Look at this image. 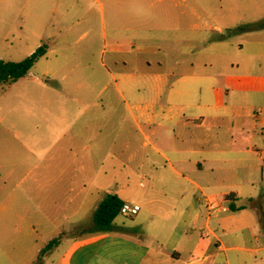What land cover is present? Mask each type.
I'll return each mask as SVG.
<instances>
[{"label": "crops", "instance_id": "obj_1", "mask_svg": "<svg viewBox=\"0 0 264 264\" xmlns=\"http://www.w3.org/2000/svg\"><path fill=\"white\" fill-rule=\"evenodd\" d=\"M95 1L106 25L105 6ZM105 1L112 28L110 35L103 31L109 42L102 55L114 69L110 84L137 132L124 133L123 147L117 146L118 132L104 136L101 112L87 113L103 103L87 105L55 93L82 89L76 79L65 81L66 75L60 87L40 78L33 81L37 85H4L5 100L36 112L30 123L11 124L13 133L0 132L7 143L13 141L0 145V264H212L223 253H238L240 264H261V116L236 109L231 115L230 105L218 98L210 120L199 118L190 113L196 85H181L193 82L198 66L212 65L190 56L220 51L223 43L199 47L197 24H185L191 33L184 38V22L190 20L184 21L180 7L186 0ZM156 4L170 18L144 22L139 7ZM159 27L169 32L163 41L153 36ZM58 73L49 68L41 75ZM115 102L106 100L110 112ZM73 107L78 111L68 124ZM136 133L138 147L131 141ZM119 154L127 159L119 162ZM107 195L141 209L118 215L110 230L98 231L93 215ZM250 199L260 205L250 206ZM213 200L217 208L210 210ZM54 239L58 244L39 260Z\"/></svg>", "mask_w": 264, "mask_h": 264}, {"label": "rangeland", "instance_id": "obj_2", "mask_svg": "<svg viewBox=\"0 0 264 264\" xmlns=\"http://www.w3.org/2000/svg\"><path fill=\"white\" fill-rule=\"evenodd\" d=\"M102 2L106 25L102 21L100 5L95 0H0V60L21 61L46 44L47 56L41 58L27 76L10 85H37L33 81L40 78L42 81L52 80L53 85L59 86L64 85L63 75H66L65 81L76 79L82 85L81 90L58 89L55 93L69 99H85L87 105L103 103L104 107L93 106L87 113L93 116L95 111L101 112L104 136L118 132L117 146L123 147L124 133L137 131L124 99L117 94L115 85L110 84V73L114 69L102 55L104 45L109 42L103 40V31L106 28L110 35L112 28L109 2ZM180 8L184 11V21L190 20L184 22V38L191 33L185 24H197L200 28L193 34L203 37L199 47L204 49L212 42L224 45L220 51H195L190 56L189 59L212 62L207 67L203 64L196 68V77L191 84L181 83L196 85L194 108L190 113L210 120V107L218 104V98L223 104L230 105L231 115L234 109L246 116L248 113L253 116L256 111L261 116L256 128V144L263 147L264 66L261 64H264V0H186L181 1ZM138 10L144 22L155 16L158 23L162 18H170L168 11H162L158 4L149 10L146 7ZM143 32L149 35L150 29L144 27ZM168 34L162 27L153 31V36L161 41L167 39ZM49 68L58 70V75H41ZM4 85L9 84L0 83V132L7 130L13 133L11 124L30 123L36 111H30L26 106L25 111L22 107L17 108L21 105L9 101L8 96L5 100ZM14 87L9 93L18 86ZM109 99L116 101L111 112L110 107L105 106ZM77 111L76 107L71 108L68 124L73 122L72 114ZM110 114L113 115L111 121ZM214 121L219 126V120ZM88 130H95L94 121L88 124ZM140 140L138 133L134 134L132 145L138 147ZM12 144L13 141L8 140L7 143L0 133L1 146ZM88 144L93 145V142L88 141ZM118 158L119 162L127 159L124 154H119ZM262 166L264 180V160ZM262 187L264 194V183ZM262 204L264 206V196ZM227 259L229 264H240L238 253L220 254L212 264H228ZM259 261L264 264V251L259 254Z\"/></svg>", "mask_w": 264, "mask_h": 264}, {"label": "trees", "instance_id": "obj_3", "mask_svg": "<svg viewBox=\"0 0 264 264\" xmlns=\"http://www.w3.org/2000/svg\"><path fill=\"white\" fill-rule=\"evenodd\" d=\"M48 46L43 44L34 53L25 59L15 62V61H4L0 60V83L13 84L19 79L27 76L33 66L46 55ZM231 199V197H230ZM124 202L116 195H107L104 200L100 203L93 215V221L95 225V230L107 231L112 227L114 219L121 214V208ZM250 206H259L258 201L250 199L248 201ZM232 209H235L232 205ZM261 224L264 230V215H261ZM58 239L52 240L47 247H45L39 256L53 249L58 244Z\"/></svg>", "mask_w": 264, "mask_h": 264}, {"label": "built area", "instance_id": "obj_4", "mask_svg": "<svg viewBox=\"0 0 264 264\" xmlns=\"http://www.w3.org/2000/svg\"><path fill=\"white\" fill-rule=\"evenodd\" d=\"M210 210L217 208V201L213 200L209 205ZM141 207L139 205H132L130 203H124L121 208V214L126 216L136 215L140 211Z\"/></svg>", "mask_w": 264, "mask_h": 264}]
</instances>
